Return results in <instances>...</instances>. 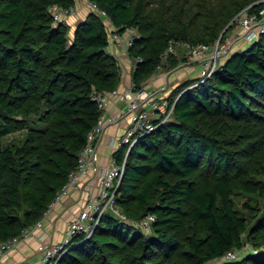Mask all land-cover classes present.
I'll use <instances>...</instances> for the list:
<instances>
[{"label":"trees","instance_id":"obj_1","mask_svg":"<svg viewBox=\"0 0 264 264\" xmlns=\"http://www.w3.org/2000/svg\"><path fill=\"white\" fill-rule=\"evenodd\" d=\"M113 27L136 30L128 49L140 89L168 42L213 44L261 0H90ZM75 0H0V241L43 218L75 170L101 111L95 93L121 83L109 33L89 12L73 29L52 8ZM169 57L174 68L185 53ZM139 60V61H138ZM170 118L129 150L116 204L89 237L74 236L57 264H264V27L211 75L188 78L166 97ZM127 147L112 157L121 164ZM240 203H242L240 205ZM154 216L150 231L139 223ZM253 249V250H251Z\"/></svg>","mask_w":264,"mask_h":264},{"label":"built area","instance_id":"obj_2","mask_svg":"<svg viewBox=\"0 0 264 264\" xmlns=\"http://www.w3.org/2000/svg\"><path fill=\"white\" fill-rule=\"evenodd\" d=\"M261 7L258 12L250 13L248 7L239 12L230 22L232 26L239 27V33L222 32L219 39L213 44L189 45L184 42L170 40L166 51L162 55V63L157 67L154 76L163 80L160 86H143L135 89L132 83L125 90L118 88L111 92L95 93L93 99L101 111L96 123L87 134L86 143L80 150L77 159V165L69 176L66 184L58 191L54 201L49 208L65 196L70 189L79 190L81 180L85 176L94 174L98 178V192L96 195H87L79 213L68 224L63 239L55 244L40 243L37 247L41 254L40 264H57L60 257L67 251L69 242L80 234L89 237L99 222L101 216L106 211H111L121 220L127 221L126 216L120 211L116 204V193L124 174V164L127 154L131 147L143 134L154 131L160 124L167 121L173 111L174 104L170 106L164 95L168 89V78L171 70H165L163 67L169 65V57L177 53L178 48L185 50V60L179 63V66H186L195 62L200 63L203 68V76L207 78L233 51V46L241 41L250 42L256 37L258 32L264 27V0H261ZM88 4L95 14L100 16L108 30L109 44L105 52L113 54V48L128 51L136 38V30L127 28L124 32L117 31L112 24V20L107 13L98 7V5L88 0ZM52 15L55 22H61L69 25V18L77 16V10L74 6L70 8H52ZM139 61V60H138ZM135 69V63L132 64V72ZM113 101L124 104L125 110L115 115L107 116L106 112ZM147 105L148 107H146ZM126 115L129 116L130 125L124 133L116 140V148L126 146L127 152L123 161L118 163L112 158L110 162L101 166L97 161V146L108 126L119 123ZM154 216L148 214L139 223L141 230L145 233L150 231ZM42 226V218L36 221L31 227L23 230L18 236L0 241V263L4 256L13 250L21 241L34 235L35 230ZM246 249H234L226 252L222 257L208 261L205 264H216L220 261L236 260L241 252Z\"/></svg>","mask_w":264,"mask_h":264},{"label":"crops","instance_id":"obj_3","mask_svg":"<svg viewBox=\"0 0 264 264\" xmlns=\"http://www.w3.org/2000/svg\"><path fill=\"white\" fill-rule=\"evenodd\" d=\"M81 19H83V17ZM243 44L244 41H241L237 45L241 46ZM113 53H115L117 57L122 74L118 89L125 90L132 84L133 62L128 52L125 50L113 48ZM200 68L198 62L194 68L181 67L178 63L172 70L173 72L171 71L168 78V89L164 95L168 97L173 89L182 81L200 76ZM162 83V79L157 78V76H152L146 85L160 86ZM145 106L148 107L147 105ZM124 110V104L113 101L106 114L107 116L115 115ZM129 125L130 119L129 116L126 115L119 123L108 126L105 129L97 146V161L101 166L107 165L113 158L112 154L117 149L115 140L124 133ZM98 186V178L96 175L90 174L82 178L80 189H70L65 196L50 207L42 218V226L35 230L34 235L21 241L13 250L8 252L0 264H40L41 254L38 252V245L40 243L50 245L60 242L63 239L68 224L79 213L86 196L88 194L96 195L99 188Z\"/></svg>","mask_w":264,"mask_h":264},{"label":"rangeland","instance_id":"obj_4","mask_svg":"<svg viewBox=\"0 0 264 264\" xmlns=\"http://www.w3.org/2000/svg\"><path fill=\"white\" fill-rule=\"evenodd\" d=\"M74 7H75L76 10H77V16L68 19V21H69V23H70V24H69V37H70V38H71V36H72L73 29L75 28V25L81 20L82 17L85 18V16H86L89 12H92V10H91V8H90V6H89V4H88V0H75V5H74ZM233 32H234V33H235V32H236V33H239V32H240V28H239V27L237 28V27L233 26L229 33L231 34V33H233ZM237 44H238V43H237ZM237 44H235V45L233 46V50H234L235 48H237L238 46H240V45H237ZM178 49H181L180 52L178 53V55L182 54V52H183V54L185 53V50H184L183 48H178ZM196 63H197V62H195V63H193V64H189V65L183 66V67L194 68V66L196 65ZM198 63H199V61H198ZM199 65H200V63H199ZM200 67H201V65H200ZM163 69H165V70H171V71H172L174 68H171V67H169V65H167V66L163 67ZM200 71H201V74H203V68H202V67L200 68ZM172 72H173V71H172ZM241 204H242V203H240V205H241ZM244 246L246 247L245 250H248V249L251 248V245L248 244V243H246ZM245 250H244L243 252H241L240 255H244ZM251 250H253V249H251ZM262 259H264V255H262Z\"/></svg>","mask_w":264,"mask_h":264},{"label":"water","instance_id":"obj_5","mask_svg":"<svg viewBox=\"0 0 264 264\" xmlns=\"http://www.w3.org/2000/svg\"><path fill=\"white\" fill-rule=\"evenodd\" d=\"M6 116H7V113L3 110L2 107H0V118L6 117Z\"/></svg>","mask_w":264,"mask_h":264}]
</instances>
